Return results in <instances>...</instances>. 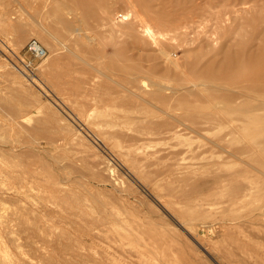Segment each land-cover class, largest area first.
Returning a JSON list of instances; mask_svg holds the SVG:
<instances>
[{"label":"rangeland","instance_id":"374dc122","mask_svg":"<svg viewBox=\"0 0 264 264\" xmlns=\"http://www.w3.org/2000/svg\"><path fill=\"white\" fill-rule=\"evenodd\" d=\"M178 2L190 18L160 38L166 56L140 21L155 28L152 13ZM0 11V264H264V95L238 83L264 47V0H0ZM30 38L43 58L26 52ZM132 61L157 72L116 66ZM207 68L236 78L234 105ZM216 110L223 121L186 117Z\"/></svg>","mask_w":264,"mask_h":264},{"label":"bare ground","instance_id":"6f19581e","mask_svg":"<svg viewBox=\"0 0 264 264\" xmlns=\"http://www.w3.org/2000/svg\"><path fill=\"white\" fill-rule=\"evenodd\" d=\"M71 2V0H68V2ZM68 5V4H67ZM19 6V5H18ZM20 7V6H19ZM68 7V6H67ZM70 8V7H69ZM159 8H161V12H158L157 10H155L153 13H152V15H154V18H155V28H153L147 21H145V20H141L140 21V25H141V27H142V33L143 34H145L146 36H148L150 39H151V41H152V43H154L156 46H157V48H158V51H160L163 55H166V56H168L169 54H168V52H166V50L163 48V47H161L160 46V44H159V40H160V38L161 37H164L165 35H167L168 33H170V31H172L173 29H175V31H176V29H177V31H178V29H179V27H181V26H183V27H185V26H187L188 24H187V21H186V19H188V18H190L187 14H189V12H190V10H191V8H190V10L186 7V5L184 4V3H175V5H172V8L169 10V12L168 13H166V12H163L165 9H164V6L163 5H160L159 6ZM72 9V8H71ZM18 11H22L23 10V8H22V10H19V8L17 9ZM24 11V10H23ZM54 11V10H53ZM4 12L3 11H0V14H3ZM24 13V12H23ZM180 13V14H179ZM184 13V14H183ZM21 13L19 12V15H20ZM54 14H55V17H56V19L58 20V21H60L63 25H65V26H70V21L64 16V14L63 13H61L59 10H56L55 9V11H54ZM95 14H96V11H92V15L93 16H95ZM183 14V17L181 16L180 17V15H182ZM186 14V15H185ZM30 15H31V13H30ZM29 15V16H30ZM183 24H185V25H183ZM113 26V25H112ZM84 28V27H83ZM48 35L49 34H47L46 32L43 34V37L44 38H46V39H48L49 37H48ZM118 50V49H117ZM113 54L115 55V54H117V51L116 52H113ZM168 54V55H167ZM165 56V57H166ZM115 56H113L112 57V59L114 58ZM169 58V57H168ZM115 61H116V59H114ZM119 60V59H118ZM129 60H131V58L129 59ZM171 59L169 58V61H170ZM127 61V60H126ZM118 62V61H117ZM133 62V61H132ZM134 63V62H133ZM171 63H174L175 65H176V63L175 62H172L171 61ZM214 62H210V64L212 65ZM114 64H116V63H114ZM124 64V63H123ZM123 64H117L116 66H119L120 68H121V70H123V72H127V73H129V74H137L138 76H140L141 78L142 77H145V76H147V77H150L149 75H153V73H156L157 71H156V67H154L153 66V68H150V69H144L143 67V65L141 66V65H137L136 63H134V64H132V65H130V63H127V64H125V65H123ZM139 64V63H138ZM193 65V64H192ZM177 66V65H176ZM208 66H210V65H207L206 67H208ZM244 68H243V79H242V81H239L238 83H244V85H245V87L248 89H251V90H253L254 92H256V93H260V95H264V47H262V49H260V48H257V50L256 51H251V53L248 55V60H247V62L244 64V66H243ZM207 70H208V73H207ZM207 70H204L203 72H205V73H207V75H206V79H205V81H207V82H209V83H211L212 85H211V87H210V90L212 91V92H214V93H216L217 92V90H221L220 92H223L224 94H222V99L223 100H225L229 105H234L232 102H233V100L235 99V97H233V94L232 93H227L226 91H228L229 89V87H231L230 85L231 84H234V83H236L237 84V81H236V78L235 79H229V77H228V74L226 75V73H224V72H219V73H217V72H214L215 70H213V69H211V68H207ZM164 72V74L166 75V76H171L172 74H171V72L170 71H167V70H165V71H163ZM126 74V73H125ZM200 75H202V74H200V72H199V76ZM130 76V75H129ZM134 75H132V77H133ZM127 77H128V75H127ZM228 77V78H227ZM129 78V77H128ZM130 79V78H129ZM147 80V79H146ZM151 80H152V78H151ZM150 80V81H151ZM179 80V81H178ZM156 81V80H155ZM157 81H159V80H157ZM162 81V80H161ZM176 81H178L179 83H185V82H183V80H182V78H177L176 79ZM163 82H165V81H163ZM148 83V82H147ZM153 83H155V82H153ZM153 83H152V85H153ZM158 83V82H157ZM162 83V82H161ZM160 83V84H161ZM149 84H151V83H149ZM149 84H147V85H149ZM156 84V83H155ZM154 84V85H155ZM159 84V85H160ZM165 84V86H166V83H164ZM206 84V83H205ZM151 85V86H152ZM158 85V87H162V86H159ZM162 85H163V83H162ZM209 85V84H208ZM146 86V85H145ZM156 86V85H155ZM194 86H195V84H194ZM210 86V85H209ZM242 86V85H241ZM146 87H148V86H146ZM157 86L155 87V89L156 88H158ZM164 87V86H163ZM168 87V86H167ZM150 88V87H149ZM165 88V87H164ZM194 88H196V87H194ZM159 90H161L160 88H158ZM152 90H154V89H152ZM157 90V89H156ZM158 90V91H159ZM188 90H189V88H188ZM155 91V90H154ZM252 91V92H253ZM235 95V94H234ZM255 98V97H254ZM257 99V98H256ZM260 100H262V99H260ZM185 101V100H184ZM247 101H249V102H251V100H247ZM170 102V101H169ZM178 103H179V101H178ZM181 103H183L182 101H181ZM181 103L179 104L180 106H181ZM190 103V102H189ZM188 102H185V104H186V106H187V104H189ZM255 106H258V107H264V104L263 103H259V101H255ZM162 104L164 105V102H162ZM165 104H166V102H165ZM170 104V103H169ZM192 105H193V103H192ZM169 106V105H168ZM167 106V107H168ZM183 106H184V104H183ZM196 106V105H195ZM164 107H165V105H164ZM185 107V106H184ZM188 107H189V105H188ZM188 107H187V109H188ZM191 107H193V106H191ZM223 107V106H222ZM166 108V107H165ZM169 108V107H168ZM180 108V107H179ZM194 108V107H193ZM197 108V107H196ZM196 108H195V110H196ZM257 108V107H256ZM162 110H163V108H161ZM198 109V108H197ZM194 110V109H193ZM190 112V111H189ZM219 110H216V112H209V111H207V112H204L203 111V113L201 114V115H195V113H193V112H190V113H188L187 114V119L188 120H191V121H194V123H196V122H199L200 124H198V125H200L201 126V123H211L212 121H214V120H221V121H223V118L222 117H224L225 118V116H220V114H219ZM169 113V112H168ZM182 113V112H181ZM171 115H169L170 117H172L173 119H175V120H177V121H181V119H186V118H181V117H176L175 118V116H172V113H170ZM198 114V113H197ZM223 115V114H222ZM246 115V114H245ZM248 115V114H247ZM243 118H241L240 120H242ZM191 121H189L191 124H192V122ZM226 121H233L232 120V118H229V120L228 119H226ZM181 123H185V122H182L181 121ZM189 123V124H190ZM186 124V123H185ZM184 125V124H183ZM196 125V124H195ZM195 125H193V126H195ZM159 128L158 129H163V131H165L164 129H166V130H172L174 127L173 126H175L174 125V123H168V122H163V123H159L158 125H157ZM193 126H191V125H185V127H187V128H192L193 130H196ZM234 127V126H233ZM167 131V132H168ZM197 131V130H196ZM172 132H174V133H176L177 131H176V129H173V131H171V132H169V133H172ZM208 139V138H207ZM210 139V138H209ZM220 144V143H219ZM3 187V186H2ZM5 207V206H4ZM3 207V208H4ZM1 210V209H0ZM4 210V209H3ZM1 215V214H0ZM2 217V216H1ZM12 235V234H11ZM6 245V244H5ZM6 254H8V253H6ZM8 256V255H7ZM6 258V257H5ZM6 261V260H5ZM17 263H18V261H17ZM9 264V263H8ZM13 264V263H12Z\"/></svg>","mask_w":264,"mask_h":264},{"label":"built area","instance_id":"2783aa9c","mask_svg":"<svg viewBox=\"0 0 264 264\" xmlns=\"http://www.w3.org/2000/svg\"><path fill=\"white\" fill-rule=\"evenodd\" d=\"M1 42L0 39V57L2 55L3 50L1 48ZM26 52L29 53V55H32L36 59H41L46 55V49L40 44V42L35 38H30L26 43ZM23 67L26 69L28 76L30 73H33L34 65L31 62H24L22 60Z\"/></svg>","mask_w":264,"mask_h":264}]
</instances>
